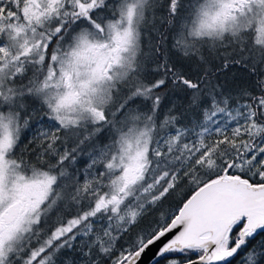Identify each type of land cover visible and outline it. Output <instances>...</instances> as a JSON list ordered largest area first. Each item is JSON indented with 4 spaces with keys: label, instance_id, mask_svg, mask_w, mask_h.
Instances as JSON below:
<instances>
[{
    "label": "snow or ice",
    "instance_id": "1",
    "mask_svg": "<svg viewBox=\"0 0 264 264\" xmlns=\"http://www.w3.org/2000/svg\"><path fill=\"white\" fill-rule=\"evenodd\" d=\"M0 264H264V0H0Z\"/></svg>",
    "mask_w": 264,
    "mask_h": 264
},
{
    "label": "trees",
    "instance_id": "2",
    "mask_svg": "<svg viewBox=\"0 0 264 264\" xmlns=\"http://www.w3.org/2000/svg\"><path fill=\"white\" fill-rule=\"evenodd\" d=\"M78 163L81 164V165H83V163H84L83 159L80 158V157H78Z\"/></svg>",
    "mask_w": 264,
    "mask_h": 264
},
{
    "label": "rangeland",
    "instance_id": "3",
    "mask_svg": "<svg viewBox=\"0 0 264 264\" xmlns=\"http://www.w3.org/2000/svg\"><path fill=\"white\" fill-rule=\"evenodd\" d=\"M80 158L83 159L84 163H85V161H87V156L86 155H84L83 157H80Z\"/></svg>",
    "mask_w": 264,
    "mask_h": 264
},
{
    "label": "flooded vegetation",
    "instance_id": "4",
    "mask_svg": "<svg viewBox=\"0 0 264 264\" xmlns=\"http://www.w3.org/2000/svg\"><path fill=\"white\" fill-rule=\"evenodd\" d=\"M84 164V163H83Z\"/></svg>",
    "mask_w": 264,
    "mask_h": 264
}]
</instances>
